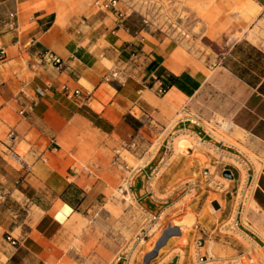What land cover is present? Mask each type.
I'll return each mask as SVG.
<instances>
[{
  "label": "crops",
  "instance_id": "0c3cea01",
  "mask_svg": "<svg viewBox=\"0 0 264 264\" xmlns=\"http://www.w3.org/2000/svg\"><path fill=\"white\" fill-rule=\"evenodd\" d=\"M222 1L229 5L216 0L208 10L212 23H204L210 40L218 47L230 40L231 47L221 67L209 75L190 48L144 27L136 17L120 19L97 10L94 2L82 15L70 10L74 1L0 0V23L15 20L0 36V47L6 49V57L0 58V182L9 194L0 204V257L6 258L5 264H53L61 259L62 225L107 188L102 179L96 180L97 174L75 170L81 168L76 159L80 133L98 135L104 149L131 143L143 149L146 138L183 109L199 113L214 83L228 94L230 129L242 130L248 146H256L260 168L252 167L249 181L252 203L264 215V42L256 44L255 33L248 36L253 43L237 39L264 13V0ZM248 1L259 9L257 15L242 10ZM45 50L70 67L39 65L36 54ZM211 63L207 60V69ZM112 71L121 79L108 80ZM161 83L168 87L163 95L157 93ZM63 86L81 95L69 99L61 92ZM10 133L15 134L13 142ZM4 143H12L31 164L29 173L9 163ZM152 161L137 173L143 174ZM163 162L158 158L154 171ZM233 172L235 190L242 177ZM145 188L142 196L151 193ZM156 207L155 213L163 208ZM7 234L20 240L17 248L4 240Z\"/></svg>",
  "mask_w": 264,
  "mask_h": 264
},
{
  "label": "rangeland",
  "instance_id": "374dc122",
  "mask_svg": "<svg viewBox=\"0 0 264 264\" xmlns=\"http://www.w3.org/2000/svg\"><path fill=\"white\" fill-rule=\"evenodd\" d=\"M66 1H74L70 10L82 15L95 2ZM210 1L121 0V7L128 14L132 12L131 17H136L143 26H146L144 16L149 27L178 39L201 60L200 67L212 75L221 67L219 63L224 61L231 43L226 40L229 44L218 47L209 39L205 23H211L208 17ZM247 5L250 6L249 1ZM66 7L61 11H66ZM263 19L264 13L251 28L238 34L237 39L253 43L248 36L255 33V43L264 42ZM207 60L212 61L208 69ZM227 86L232 90L231 83ZM218 87L214 83L210 96L200 104L199 113L203 116L206 132L190 124L177 125L179 115H175L152 138H146L143 149L125 148L121 144H111L110 149H104L98 135L80 133V152L76 159L81 167H90L91 174H97L96 180L102 179L107 188L90 198L80 214H73L62 225L63 241L59 248L64 254L53 264H199L195 246L199 237L207 241L199 254L210 252L215 256L205 264H264V215L259 213L251 198H247L238 216L240 227L232 225L238 204L233 182L222 177L224 165L220 164L222 160L233 162L229 157L238 150L245 153L258 171L256 146H248V138L239 128H225L233 123L231 104L226 102L228 94L220 92ZM184 127L188 129L186 133L193 136L200 133L197 137L204 143L200 148H194L188 140L182 142L184 148L179 147L177 142L185 138L181 136L185 131L180 132ZM158 158H164V162L154 171ZM150 161L152 163L143 174L137 173ZM125 165L134 172L126 170ZM237 166L243 167L240 169L243 182L248 175L247 167ZM206 168L215 176L211 187L203 178ZM217 183L222 184L220 189ZM143 185L151 192L147 196L141 195ZM120 190L129 191L131 200L123 199ZM157 205L163 207L159 213H155ZM189 215H194L196 221L184 227L182 235L177 237L168 232L175 221L184 222ZM144 230L147 236L140 242L137 238ZM167 235L171 237L166 239ZM209 236L212 237L210 241ZM160 242L163 243L157 250ZM0 259L6 261L4 256Z\"/></svg>",
  "mask_w": 264,
  "mask_h": 264
},
{
  "label": "built area",
  "instance_id": "2783aa9c",
  "mask_svg": "<svg viewBox=\"0 0 264 264\" xmlns=\"http://www.w3.org/2000/svg\"><path fill=\"white\" fill-rule=\"evenodd\" d=\"M121 5H122L121 0H95V2H94V7L99 11H110L113 14H115L117 17H119L120 19H126L128 17H131V15L133 13L131 12L130 14H128L127 12L123 11ZM143 23L146 25L144 27H149L148 26V19H146L144 16H143ZM7 26L14 27L15 26V20L11 19L10 21H3L0 23V36L3 33V28L7 27ZM5 57H6V49L3 47H0V58L4 59ZM36 59H37L39 65L49 64V65L54 66L58 70L66 69L68 66L70 67V65L67 64L64 59H62L60 56H58L56 53H54L53 51H50V50L37 52ZM111 79L112 80H120L121 79L120 73L117 71H112L111 75L108 77V80H111ZM167 90H168V87L165 84L161 83L160 86L157 88V93L163 95L167 92ZM61 92L69 99H74V98L79 97L81 95L80 90H73V89L69 88L68 86H63L61 88ZM89 95H90V93H88V96ZM21 114H23V111L21 112ZM178 115H179V119H178L177 125L186 126V124H190V125H194L198 128H201L203 131H205L204 119L200 113L192 111L188 107V108L183 109L181 112H179ZM182 130L188 131V129L186 127H184ZM199 134L200 133H198L197 135H199ZM8 139L11 142H13L15 140V134L10 133ZM4 146H5L4 153L7 156V160H10L13 163H15L19 167L20 172H24L25 174L29 173L31 171V164H29L28 161L23 156L19 155L14 150L13 144L12 143H10V144L4 143ZM123 147H125V148L128 147L131 149H137L138 146L135 143H131V144H124ZM244 157H247L245 155V153H242V152L236 150L234 152V154H232V156L229 157L231 160H233V162H225L224 160H222L220 162V164L224 165L223 171L221 172L222 177L224 179L231 181V182H233V180L235 179V175H234L233 170L236 169L238 172H241L236 163H239V164L247 167L248 175H247V179L245 181V185H243V183L241 181L240 185L234 191V194H236V199H237V204H238L237 205L236 219L232 224L235 228L240 227V225H239L240 221L238 219V216L242 214L247 198L252 199L253 186H251V184H250L249 174L253 173L252 167H254V164L251 162V160L248 157L247 158H248L249 162L247 163V161L244 160ZM250 162L253 164V166L250 164ZM125 168H126V170L130 171V173L134 172V169L130 170L128 165H125ZM75 170L81 171V172L83 171V172H87V173L91 174L90 167H88V166L81 167L80 169L75 168ZM226 171L231 172V174H232L231 178L224 176V172H226ZM239 175L240 174H238V176ZM240 177H242V173H241ZM203 178L205 180V183H207V185L209 187H211V185H213L215 183L214 182L215 176L211 173V171L208 168H206L204 170ZM242 185H243V187H242ZM216 187L218 189H220L222 187V184L217 183ZM8 195L9 194L7 193L6 189L3 187L2 183L0 182V204L6 200V197ZM141 209L145 213H147V211L143 207ZM158 218H160V215ZM153 219L157 220V217L154 216ZM196 228H198V227L196 226ZM203 233L205 234L204 231H203ZM146 236H147V232L144 230V233H141L138 236L139 238H137V240H139L141 242L142 240H144V238ZM4 240L6 242H8L10 244V246L13 248H17L20 245V240L17 238H14L10 234H7L4 237ZM210 240H212L211 236H209V241ZM206 242L207 241L203 237H199L195 241V246H196V249L198 250L197 255H198V263L199 264H205L209 260L215 259L208 252H206L205 254H199V253H201L200 250L205 248ZM127 258H128V256H125V260H127ZM119 259H121V257H119ZM5 262H3L0 259V264H5Z\"/></svg>",
  "mask_w": 264,
  "mask_h": 264
},
{
  "label": "bare ground",
  "instance_id": "6f19581e",
  "mask_svg": "<svg viewBox=\"0 0 264 264\" xmlns=\"http://www.w3.org/2000/svg\"><path fill=\"white\" fill-rule=\"evenodd\" d=\"M225 1V0H224ZM232 1V0H231ZM231 1H229V3L231 2ZM221 2H222V5L223 4H225L222 0H221ZM226 2V1H225ZM235 2V1H234ZM216 3V0H211L210 1V4H209V6H208V10H210V7H212L213 5H216L215 4ZM219 3V2H218ZM232 4V3H231ZM220 5V4H219ZM221 5V6H222ZM226 5V4H225ZM227 5H229V4H227ZM226 5V6H227ZM232 6H233V4H232ZM217 7V6H216ZM223 7V6H222ZM228 8H232L231 6L230 7H228ZM242 10H244V11H246V12H248V11H250L251 13H252V15L253 16H255V15H257L258 13H259V9L258 8H256L255 6H248L247 4H245L243 7H242ZM222 11V10H221ZM208 17L210 18V21H211V23H212V21H213V17H212V15L211 14H209V11H208ZM237 18V17H236ZM221 22V21H220ZM214 23V22H213ZM236 25V24H235ZM231 27V26H230ZM238 27V26H237ZM236 27V28H237ZM240 29V28H239ZM243 29V28H242ZM245 29V28H244ZM254 39V38H253ZM176 119V118H175ZM176 120H178V119H176ZM173 126H176V125H173ZM225 126V125H224ZM230 127H231V125L230 124H227L226 126H225V128L227 129V130H230ZM210 129V128H209ZM183 131H185V130H181L180 132H183ZM210 132V131H209ZM195 136H193V134H189V133H186V131L181 135L182 137H185L182 141H178L177 142V144L179 145V147L182 149V148H184L183 147V145H182V142H184L185 140H188L191 144H192V146L195 148V147H198V148H200L204 143H202L201 142V140L197 137V135L196 134H194ZM233 144H231V146H232ZM212 146V145H211ZM201 150V149H200ZM214 151V150H213ZM236 164H239V163H236ZM241 165V164H240ZM245 167V166H244ZM241 168H243L242 166H241ZM240 168V169H241ZM246 179H247V177L246 178H244V180H243V182L242 183H244L245 181H246ZM227 180V179H226ZM120 194H121V197L123 198V199H125V200H128V201H130L131 200V197H130V193H129V191H124V190H120ZM251 201H252V199H251ZM246 202H247V200H246ZM188 215V214H187ZM68 218V217H67ZM187 219L184 221V222H180V221H175L174 222V224L173 225H171V231H168V232H170L172 235H177L178 234V232L180 231V229L181 228H183V227H189V226H191L192 224L194 225V223H195V221H196V218L194 217V215H189V217H186ZM185 219V218H184ZM165 233V232H164ZM166 234V233H165ZM171 236L169 235V238H170ZM158 240H160V239H158ZM157 240V241H158ZM168 242V241H167ZM155 249V248H154ZM210 253V252H209ZM147 255H149L150 256V254H147ZM210 255L212 256V257H214L215 258V256L214 255H212L211 253H210ZM146 257V256H145ZM153 260V259H152ZM145 261V260H144Z\"/></svg>",
  "mask_w": 264,
  "mask_h": 264
},
{
  "label": "water",
  "instance_id": "95a60500",
  "mask_svg": "<svg viewBox=\"0 0 264 264\" xmlns=\"http://www.w3.org/2000/svg\"><path fill=\"white\" fill-rule=\"evenodd\" d=\"M224 176H225V177H229V178H231V177H232V174H231L230 171H226V172H224ZM167 237H169V235L166 236V239H167ZM162 243H163V242H160V243L158 244L157 250H158L159 247L162 245Z\"/></svg>",
  "mask_w": 264,
  "mask_h": 264
},
{
  "label": "trees",
  "instance_id": "16d2710c",
  "mask_svg": "<svg viewBox=\"0 0 264 264\" xmlns=\"http://www.w3.org/2000/svg\"><path fill=\"white\" fill-rule=\"evenodd\" d=\"M257 54H258V56H259V57H261V56H262V54H261L260 52H258ZM188 146H190V145L188 144Z\"/></svg>",
  "mask_w": 264,
  "mask_h": 264
}]
</instances>
